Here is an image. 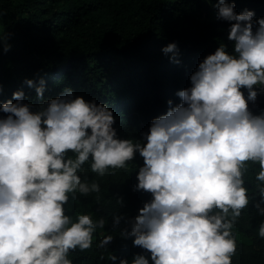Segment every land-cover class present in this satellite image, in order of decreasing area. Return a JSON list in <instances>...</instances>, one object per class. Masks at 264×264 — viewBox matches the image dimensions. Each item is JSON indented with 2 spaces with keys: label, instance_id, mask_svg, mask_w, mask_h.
<instances>
[{
  "label": "clouds",
  "instance_id": "clouds-1",
  "mask_svg": "<svg viewBox=\"0 0 264 264\" xmlns=\"http://www.w3.org/2000/svg\"><path fill=\"white\" fill-rule=\"evenodd\" d=\"M213 6L217 19L232 22L233 51L220 45L207 55L190 86L177 91L180 103L153 118L143 140L120 138L106 103L71 88L45 98L43 78L38 85L25 80L35 87V108L23 102L22 89L0 103L7 114L0 117V264H73L70 251L89 249L95 230L106 225L90 213L67 214L70 199L100 193L83 166L90 161L91 172L104 177L126 169L137 153L144 163L134 187L152 199L134 218L112 217L116 225L122 219L130 225L119 235L133 237L150 255L119 264H232V229L250 201L244 179L249 161L259 166L256 208L264 215V110L249 108L264 95V17L253 19L249 9L237 13L235 0ZM162 52L180 62L175 42ZM258 235L264 238V221ZM113 238L105 235L99 245ZM116 260L112 254L110 261Z\"/></svg>",
  "mask_w": 264,
  "mask_h": 264
},
{
  "label": "trees",
  "instance_id": "trees-1",
  "mask_svg": "<svg viewBox=\"0 0 264 264\" xmlns=\"http://www.w3.org/2000/svg\"><path fill=\"white\" fill-rule=\"evenodd\" d=\"M217 0H0V103L23 90L24 103L34 108L40 101L35 87L45 81V98H54L65 88L75 95L97 103H106L116 117L114 127L120 138L143 140L153 118L165 114L180 103L178 90L190 86V76L199 63L220 46L230 53V23L217 19ZM235 11L254 10L264 17V0H235ZM175 42L179 63L169 59L162 48ZM10 45L5 51L4 45ZM245 95H247L246 89ZM168 100L173 104L169 105ZM254 114L264 110V95L249 103ZM0 112V117L6 116ZM137 153L126 169H116L104 177L83 168L89 178L100 184V193L79 196L69 201L67 214L74 219L90 213L104 218V229L97 228L93 244L87 250L70 251L73 264H119L131 261L146 250L133 244V237L119 232L127 225L113 222V214L134 218L149 192L135 190L137 172L143 165ZM258 164L249 161L244 173L249 189V205L242 209L232 229L236 253L232 264H264V238L258 235L264 215L256 208L260 200L256 180ZM97 196L99 199H97ZM118 198H122L123 206ZM114 238L106 247L99 241L105 235ZM117 257L110 261L111 255ZM151 264V262H150Z\"/></svg>",
  "mask_w": 264,
  "mask_h": 264
}]
</instances>
